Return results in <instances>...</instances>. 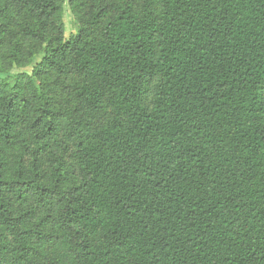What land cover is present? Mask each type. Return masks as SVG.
Segmentation results:
<instances>
[{
    "label": "trees",
    "instance_id": "16d2710c",
    "mask_svg": "<svg viewBox=\"0 0 264 264\" xmlns=\"http://www.w3.org/2000/svg\"><path fill=\"white\" fill-rule=\"evenodd\" d=\"M0 264H264V0H0Z\"/></svg>",
    "mask_w": 264,
    "mask_h": 264
},
{
    "label": "rangeland",
    "instance_id": "374dc122",
    "mask_svg": "<svg viewBox=\"0 0 264 264\" xmlns=\"http://www.w3.org/2000/svg\"><path fill=\"white\" fill-rule=\"evenodd\" d=\"M68 1V0H66ZM62 20H63V25H64V31H65V36L66 38H70L71 35L77 33L80 29V24L78 22V20L74 17V15L72 14L71 10L69 9V7L67 6V4L64 7V11H63V16H62ZM27 67L25 69H17L16 71L18 72H31V68Z\"/></svg>",
    "mask_w": 264,
    "mask_h": 264
}]
</instances>
